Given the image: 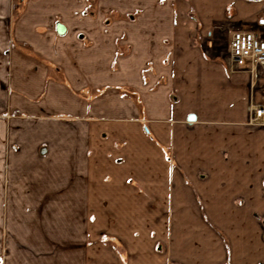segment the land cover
I'll list each match as a JSON object with an SVG mask.
<instances>
[{
	"label": "crops",
	"instance_id": "crops-1",
	"mask_svg": "<svg viewBox=\"0 0 264 264\" xmlns=\"http://www.w3.org/2000/svg\"><path fill=\"white\" fill-rule=\"evenodd\" d=\"M239 24L264 34V0H0L6 108L38 126L32 142L58 143L40 148L34 172L50 183L22 200L42 212L54 189L101 207L109 232L122 223L117 256L97 241L106 225L80 232L78 215L61 236L29 220L25 262L264 264V122L247 111L264 105V80L249 95L228 55L207 53L215 30L228 52Z\"/></svg>",
	"mask_w": 264,
	"mask_h": 264
},
{
	"label": "rangeland",
	"instance_id": "rangeland-1",
	"mask_svg": "<svg viewBox=\"0 0 264 264\" xmlns=\"http://www.w3.org/2000/svg\"><path fill=\"white\" fill-rule=\"evenodd\" d=\"M214 37V45L212 48H208L207 53L227 57L228 52L224 50L225 41L223 40L222 32H217L215 30ZM146 69L147 68L144 70ZM225 69H227V65H225ZM141 72L143 73V71ZM234 77H238V85L248 88L249 95L257 88V83L252 86L250 79L248 83L245 81V78L242 79V77H245L243 73L235 72ZM1 78L2 77H0V264H28L25 262V258L28 257V252L24 251L22 246V235L24 233L23 231H27L28 229H26L25 226L27 223H30L29 220L31 224L37 220H42L43 224L49 222V226L55 230L54 232H60L61 236L71 231V228L68 226L69 224H72V233H75L73 232L75 231L74 226L76 225L75 218L78 217V215L79 218H81L79 220H84L79 221L78 225L80 232L88 231L93 225L94 230L104 231V226H107V224H104V217H100V212L102 211L100 210L101 207H98V205H77L75 201L67 200L66 195V198L62 197V191L51 190V195H54V197L56 196L55 199L52 200L54 203L53 205L42 207V212H40L41 207L34 204L29 205L27 201L22 200L23 197L26 198L24 194L27 192V189L25 190V188H30V184L34 186L35 181L50 183L51 179L48 176L42 178V175H40L42 179L37 177L34 178L39 169L41 171L44 170L43 165L45 162H41L39 150L45 144L56 145L58 143L32 142L33 137H31V135H33V133H38L40 129L37 125L31 124L25 120L23 115L17 111H11L6 108L7 91L4 90L5 85L2 84V81L5 82V80ZM147 78L146 81H149V78ZM142 83L144 84L145 82L142 81ZM126 96L130 99L134 95L127 94ZM252 105L254 106L256 104L251 103L248 105V118L249 123L255 125L256 123L252 121L251 117ZM112 113L113 110L104 112L106 116ZM57 130L58 129L54 126L47 128L50 134L56 132L60 133ZM65 133L70 134L71 132L66 129ZM50 163L53 162L50 161ZM171 165L175 164L172 163ZM52 167L59 170V166L52 164L50 168ZM56 170L53 169V171ZM32 197L34 196H31V198ZM49 214L52 215L50 221H48L49 218L47 217ZM111 219L112 220L109 219L110 222L108 221L111 224V232H109L107 226V232L100 233L97 241L105 245H110L117 254V248L123 247V238L120 236L121 231H119V226L122 223L117 221V219ZM67 226L68 228H66ZM217 233H220L218 238L222 242V245L228 250L229 235L225 231L222 232L218 230ZM50 234L53 235V232ZM67 239L69 240L67 242L69 248L66 249L71 250L70 244L73 241L72 239L70 240L69 237H67ZM87 259H90V256H87ZM83 264L92 263H89L85 259Z\"/></svg>",
	"mask_w": 264,
	"mask_h": 264
},
{
	"label": "built area",
	"instance_id": "built-area-1",
	"mask_svg": "<svg viewBox=\"0 0 264 264\" xmlns=\"http://www.w3.org/2000/svg\"><path fill=\"white\" fill-rule=\"evenodd\" d=\"M259 29L257 24H239L227 41V70L247 73L252 86L264 80V34L259 33ZM149 68L143 70L144 82ZM251 117L254 123H263L264 105H252Z\"/></svg>",
	"mask_w": 264,
	"mask_h": 264
},
{
	"label": "water",
	"instance_id": "water-1",
	"mask_svg": "<svg viewBox=\"0 0 264 264\" xmlns=\"http://www.w3.org/2000/svg\"><path fill=\"white\" fill-rule=\"evenodd\" d=\"M56 32L58 34H63L64 33V27L62 25H57L56 27ZM195 121V116L191 115L187 118V122H194ZM44 152V151H43ZM264 238V236H263Z\"/></svg>",
	"mask_w": 264,
	"mask_h": 264
}]
</instances>
